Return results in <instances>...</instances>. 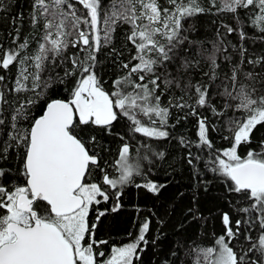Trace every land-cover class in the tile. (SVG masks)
<instances>
[{
	"label": "snow or ice",
	"instance_id": "snow-or-ice-1",
	"mask_svg": "<svg viewBox=\"0 0 264 264\" xmlns=\"http://www.w3.org/2000/svg\"><path fill=\"white\" fill-rule=\"evenodd\" d=\"M208 4L32 0L30 23L38 31L20 42L17 27L13 46L0 44V264H138L151 221L145 219L127 242L110 244L96 236L108 212L99 206L114 199L111 212H117L123 188L136 177L145 182L135 186L151 193L165 187L147 178L143 162L154 166L152 157L165 158L148 141L170 138L173 109L187 110L183 119L196 118L198 148L213 150L210 129L228 132L221 138L229 146L210 151L205 167L223 181L231 198L229 210L220 213L222 234L213 233L207 247L185 248L177 240L174 259L165 264H185L181 252L193 255L191 264H264V139L250 147L258 126L264 127V55L250 54L241 43L238 49L231 45L239 55L234 60L224 34L218 30L207 48L190 38L195 25L189 23L215 9L213 14L230 13L236 23L234 28L221 22L226 34L237 32L244 41L245 26L251 24L260 33L255 39L264 41V0ZM117 29L123 30L120 50L114 47ZM33 42L36 47L29 51ZM106 48L117 68L110 86L99 71ZM198 70L201 79L194 83ZM69 80L74 84L66 89L67 99L50 95L53 85ZM213 94L222 103H213ZM200 109L220 120L219 128ZM121 118L132 135L120 137L109 164L101 153H110L92 133L102 129L112 135ZM135 134L144 139L137 141ZM179 142L192 146L183 136ZM241 147L247 149L243 155ZM187 156L195 172L194 160L201 157L191 151ZM14 160L18 168L6 167ZM192 204L187 216L202 219L195 193Z\"/></svg>",
	"mask_w": 264,
	"mask_h": 264
},
{
	"label": "trees",
	"instance_id": "trees-1",
	"mask_svg": "<svg viewBox=\"0 0 264 264\" xmlns=\"http://www.w3.org/2000/svg\"><path fill=\"white\" fill-rule=\"evenodd\" d=\"M31 2L32 0H3V6H0V44L4 48L13 46L12 41L16 35L15 30L17 27L20 28V42L26 36L30 37L38 31L33 29L30 23ZM201 3L204 7H209L208 0H201ZM21 13L23 14L22 19L20 18ZM213 13H215V9H213ZM213 13L198 15L189 21V23L195 25V31L190 33L191 39L201 41L205 47L211 48L212 42L217 39V31L219 30L221 34H224L225 44L229 45L228 53L233 55L234 60H238L239 55L238 51H234L231 45H235L238 49L241 43L248 49L250 54L264 55V41L255 39L260 33L251 24L245 26L248 38L241 41L237 32L226 34V29L221 27V22L236 27L232 15L230 13ZM122 32V29H117L114 44L117 50L121 48ZM35 47L36 45L33 42L29 51ZM110 51V49H104L99 57L102 61L99 71L102 79L106 82V86L111 85L117 74L113 58L108 56ZM227 69L228 65L223 64L222 71H227ZM204 71H207V68ZM14 72L15 68H13ZM200 79L201 73L198 70L193 73V82L195 83ZM73 84L74 81L69 80L66 84L53 85L49 90L50 95L53 98L67 99L69 91L66 89H71ZM176 95H180L178 90H176ZM162 99L167 102L168 96L165 95ZM191 102L189 101V103ZM213 103L220 104L222 101L214 95ZM186 111L173 109V116L170 118L169 123L175 125V127L170 129V138L148 141L156 151H163L166 155L162 160L152 157L155 161L154 166L149 165L146 161L143 162L144 167L148 170L147 178L158 184H163L165 187L159 193H151L147 189L135 186L145 182L141 177H136L133 183L123 188L120 199L121 208L117 212H111V207L115 203L114 199L99 206L100 210L108 209V212L101 218L96 236L97 239L109 240L110 244L127 242L130 238L129 233L132 234V237H135L144 220L149 219L151 221L150 230L147 234L149 244L141 254L138 264H165V261L174 259L171 257V251L174 249L177 240L184 241L185 248H188L189 244H192L193 247L195 245L207 247L213 242V233L218 236L223 232L220 213L229 210L227 200L231 197L226 193L223 181L217 178L216 174L212 173L205 165L209 163L210 151L222 150L229 146V142L221 138L228 135V132L210 129L209 138L213 143V150L206 147L198 148L196 147L198 143L197 121L192 116L183 119L182 117ZM199 111L203 115L209 116L212 123L219 128L220 120L212 117L206 109H200ZM34 114L39 115L40 111L36 110ZM177 117H181L179 123L176 122ZM128 123L126 118H121L120 121L115 122L112 135L102 129H96L92 133L97 135V138L110 153H101L109 164L117 157L118 148L122 143L120 137L123 136L127 140L132 135L128 132ZM135 135L137 141L144 139L140 134ZM181 136L192 142L190 148L180 144L179 138ZM261 139H264V127L258 126L250 147L255 148ZM246 150L245 147H241L240 153L243 155ZM189 151L194 156L199 155L201 157L199 161L194 160L195 172L192 166L187 163ZM6 167L15 170L19 167V163L14 160ZM109 171L114 170L110 168ZM197 173L199 174L197 175ZM13 174H15L14 171ZM209 181L210 183H208ZM198 182L199 186L196 187ZM205 184L207 190H205ZM194 193L197 197V206L200 209L202 219L193 220L187 216L188 209L193 206L192 197ZM95 215L96 212L93 210L91 213L92 220H95ZM160 221H163V223L161 224ZM157 235L160 236V239H157L155 244L151 243ZM104 250L107 251V249ZM180 255L185 264H191L193 255L185 256L183 252Z\"/></svg>",
	"mask_w": 264,
	"mask_h": 264
}]
</instances>
